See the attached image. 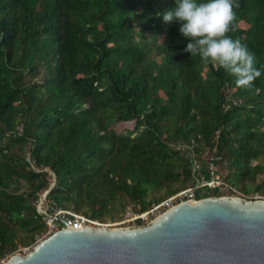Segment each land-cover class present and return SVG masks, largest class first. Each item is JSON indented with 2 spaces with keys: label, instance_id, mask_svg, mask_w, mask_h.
Segmentation results:
<instances>
[{
  "label": "trees",
  "instance_id": "1",
  "mask_svg": "<svg viewBox=\"0 0 264 264\" xmlns=\"http://www.w3.org/2000/svg\"><path fill=\"white\" fill-rule=\"evenodd\" d=\"M238 2L229 35L257 58L251 90L183 51L162 15L175 0H0V259L45 234V192L47 209L114 220L194 188L219 157L225 186L264 196V0Z\"/></svg>",
  "mask_w": 264,
  "mask_h": 264
},
{
  "label": "water",
  "instance_id": "2",
  "mask_svg": "<svg viewBox=\"0 0 264 264\" xmlns=\"http://www.w3.org/2000/svg\"><path fill=\"white\" fill-rule=\"evenodd\" d=\"M7 264H264V201L208 197L145 225L64 229Z\"/></svg>",
  "mask_w": 264,
  "mask_h": 264
},
{
  "label": "clouds",
  "instance_id": "3",
  "mask_svg": "<svg viewBox=\"0 0 264 264\" xmlns=\"http://www.w3.org/2000/svg\"><path fill=\"white\" fill-rule=\"evenodd\" d=\"M239 7L238 0H175V7L162 15L166 23L177 22L179 32L190 40L184 52L222 68L238 88L251 90L262 74L257 58L241 39L229 35L239 27Z\"/></svg>",
  "mask_w": 264,
  "mask_h": 264
},
{
  "label": "built area",
  "instance_id": "4",
  "mask_svg": "<svg viewBox=\"0 0 264 264\" xmlns=\"http://www.w3.org/2000/svg\"><path fill=\"white\" fill-rule=\"evenodd\" d=\"M220 160L219 157H212L209 159L208 162V169L210 172V178L205 179L204 177H200L196 181V185L194 188H188L182 191H179L169 198L165 199L161 203L152 206V208L144 213L141 214H132L129 212L128 214L130 217L120 223V224H114L113 226L110 224H105L104 222H99L94 219H90L88 217L82 216L75 214L71 211L67 210H62V209H57L53 207V205H50L49 208L47 209L45 207V201H46V194L45 192L42 197L39 199V204H38V213L41 215V219L43 223L46 226V232L43 235L42 240H39V243L52 234L64 230V229H74V228H125V227H119L120 225H123L125 223H132L135 224L136 221H142V222H151L164 212L170 210L174 206L181 204L183 202H196L198 200L197 198V193L202 191L204 188L208 189H219L222 190L224 189L225 191L229 192L223 197H237V198H242L239 193L231 189L230 187H227L223 184L221 181L219 174H218V167L216 165V162ZM193 170L198 171L200 166L196 163H193ZM229 190V191H228ZM150 218V219H149ZM135 226V225H133ZM131 226V227H133ZM129 227V226H128ZM30 250H26L23 252V254H17L20 256H26ZM15 255V254H14ZM13 255H5L0 259V264H7L9 259Z\"/></svg>",
  "mask_w": 264,
  "mask_h": 264
},
{
  "label": "rangeland",
  "instance_id": "5",
  "mask_svg": "<svg viewBox=\"0 0 264 264\" xmlns=\"http://www.w3.org/2000/svg\"><path fill=\"white\" fill-rule=\"evenodd\" d=\"M131 126V125H130ZM129 126V127H130ZM131 128V127H130ZM226 174V172L224 171V175ZM223 177V176H222ZM220 179H221V175H220ZM222 180V179H221ZM239 193V192H238ZM240 195V194H239ZM242 198H244L242 195H240ZM244 199H247V200H250V199H252V200H263L264 201V196H258L257 194H254L253 196H249V197H245ZM131 209V208H130ZM130 209H128V211L126 212V213H124V214H121V213H119V212H117V213H115L114 214V220H105L104 221V223L105 224H110V225H114V224H120V223H122V222H124V221H126L129 217H130V215L128 214L129 212H131L132 214H136V213H134L132 210H130ZM150 219V218H149ZM141 223H142V225H145V224H148V223H146V222H142L141 221ZM133 225H135V226H138V225H136V223L135 224H132V223H125V224H123V225H120L119 227H131V226H133ZM42 238H43V235L42 236H40V237H37V238H35V242L33 243V244H31V245H29V246H27V247H21V246H19L18 248H17V250L13 253V254H11V255H14V254H23V252L24 251H26L27 249L28 250H32L38 243H39V240H42Z\"/></svg>",
  "mask_w": 264,
  "mask_h": 264
}]
</instances>
